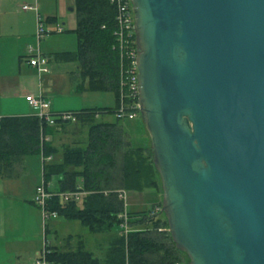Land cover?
<instances>
[{
  "label": "water",
  "instance_id": "95a60500",
  "mask_svg": "<svg viewBox=\"0 0 264 264\" xmlns=\"http://www.w3.org/2000/svg\"><path fill=\"white\" fill-rule=\"evenodd\" d=\"M140 117L188 264H264V0H131Z\"/></svg>",
  "mask_w": 264,
  "mask_h": 264
},
{
  "label": "trees",
  "instance_id": "16d2710c",
  "mask_svg": "<svg viewBox=\"0 0 264 264\" xmlns=\"http://www.w3.org/2000/svg\"><path fill=\"white\" fill-rule=\"evenodd\" d=\"M73 10L76 25L72 31L77 38V48L57 53L54 58L59 62H76L80 78L78 90L110 91L114 95V106L65 112L70 114L67 119H62L61 113L52 114V125L33 114L0 118V177L9 175L12 165L22 156H52L42 165L45 186L53 176H60L56 192L84 191L86 194L79 204L74 199L60 203L55 195L48 200V209L68 220L79 221L94 234L119 231L101 259L82 244L75 249L49 246L45 256L48 264L181 263V256L185 254L175 247L164 215L162 212L149 215L152 208L161 207V203L139 211L127 209L131 231L124 235L119 228L117 216L124 203L118 191L160 190V178L152 160L148 135L143 145L132 146L130 135L118 123L120 120H96L100 114L114 113L118 105L119 65L118 54L113 49L114 7L110 0H73ZM72 120L87 126L86 139L76 145H65L61 157L54 160L57 150L44 138ZM142 125L141 120L139 127ZM144 132L147 134L146 130ZM181 264H188V261Z\"/></svg>",
  "mask_w": 264,
  "mask_h": 264
},
{
  "label": "crops",
  "instance_id": "0c3cea01",
  "mask_svg": "<svg viewBox=\"0 0 264 264\" xmlns=\"http://www.w3.org/2000/svg\"><path fill=\"white\" fill-rule=\"evenodd\" d=\"M71 1L73 3V0ZM34 3H36L38 8V0H0V68L2 58L11 57L12 55H17L18 57L22 56L27 62L28 56L25 54V51L24 55H21L22 52H19L18 46L22 40L30 41L33 38L37 13L33 9L23 10L22 6L24 4L32 5ZM39 5L42 7L41 11L46 14V21H56V18L50 14V12L46 11H48V6H59V0H39ZM37 12L40 14L39 9ZM55 54L57 53H53L52 57L47 54L43 55L47 57L48 61L52 59L54 62L60 63L55 60ZM72 63L76 64V62ZM75 64H71L72 67H69L67 72L72 71L71 74L74 73V75L78 76V66ZM37 76L38 81H40L42 75L37 74ZM43 78L45 81L44 85L42 84L40 86V81L38 82V86H36L35 83H32L30 88H24L23 86L8 88L3 85L0 80V118L31 115L33 111L26 102L25 96L42 94L45 97L51 92L50 87L54 85V81L48 79L47 75L43 76ZM78 85H76V88ZM81 109L85 108H66L64 106H59L58 104L54 105V100L51 102L50 107L52 114L80 111ZM66 127L67 126L65 125L64 128H56L52 135H47L44 138L46 141H51L52 147L57 150V153H54L52 158L54 160L61 157L63 151L62 147L65 145H76L83 141L75 140L72 137L69 138V142L67 140V142L61 143L60 139L58 140L59 134L61 133V130ZM34 156L35 155L33 154H28L18 158L12 165L9 175L0 177V264H33L34 260L40 257L45 243L52 248H59L61 247L60 242L71 236L78 237L83 235V237H85V231H81L77 234H60L59 230L63 226H71V224H73L71 221L73 220L65 218L62 222H56L58 218H55V220L47 219L43 221L39 209L33 203L35 187L40 183L41 178H37V180L36 178H33V181H31L30 185L27 187L28 190L23 191L24 187L21 186L19 176L27 170V164H32V170H35V173L40 172V174H42L43 159L39 155ZM53 177H56L57 186L56 189L49 190L56 192L59 190L58 181L61 177ZM152 190L153 189H147L142 192H128L127 194L130 199L132 198V195L135 196V194L139 196L146 195V200L140 204H150V206H152L153 204H156L151 203L156 195ZM82 197L83 196L81 195V197L74 200L79 204L81 203ZM148 197L151 199L148 200ZM131 204L132 203L130 202V205ZM49 234L52 235V239L48 238ZM103 235L104 233H98L92 237L94 238L95 244L93 243V247L95 249L103 242ZM111 240L112 239L109 241V245ZM105 253H107V251Z\"/></svg>",
  "mask_w": 264,
  "mask_h": 264
},
{
  "label": "rangeland",
  "instance_id": "374dc122",
  "mask_svg": "<svg viewBox=\"0 0 264 264\" xmlns=\"http://www.w3.org/2000/svg\"><path fill=\"white\" fill-rule=\"evenodd\" d=\"M70 1V2H69ZM38 9L40 11V19L43 21L45 28L52 31V28L56 25H60L63 28L62 32H50L43 39L36 43V39L33 35V38L30 41L22 40L19 43L18 50L21 55L25 54L28 56L27 49L29 46L33 48L39 49L41 54H47L52 57L53 53H59L62 51H75L77 48V38L75 33L72 31L76 25V13L73 10V3L71 0H59V6L53 7L48 6L47 9L55 18L56 21L48 22L45 20L46 14L42 12V7L39 5L38 0ZM35 33V32H34ZM20 55V56H21ZM75 63H57L54 60L50 59L48 61L47 67L49 69L48 73H44L41 76V82L38 81V76L35 68L28 65L25 59L21 56L12 55L11 57H4L1 60V78L3 85L8 88L20 87L30 88L32 83H35L38 86V82H40V86L45 84L43 80V76L47 75V78L54 81V85L50 87L51 92L45 96L46 100L51 102L54 100V105L58 104L59 106H64L66 108H105V107H113L114 106V95L110 91H102V90H83L79 91L76 88V85L80 82V78L78 76L71 74L72 71L67 72L69 67ZM76 65V64H75ZM68 69V70H67ZM3 75V76H2ZM63 113V112H61ZM97 122H116L117 118L114 113H104L100 114L96 119ZM71 124L66 125L67 127L61 130L59 134L60 142H69V138H74L75 140L81 141L86 138L87 126L82 125L80 121L72 120ZM141 119L136 120H120L118 123L123 126L124 130L130 135V141L132 146H141L145 141V136L147 134L144 132L143 125L140 126ZM36 156V155H35ZM34 156V157H35ZM38 156V155H37ZM40 172L35 173V170H32V164H27V170L20 174L19 181L21 182V186L24 187L23 191L28 190L27 187L30 185V182L33 181V178H41ZM41 182V179H40ZM161 185V184H160ZM57 186L56 177H52L48 182V189L54 190ZM155 197L151 201V203H162V189L155 190ZM128 193V192H127ZM149 196V195H148ZM146 195H136L132 198H128L127 203L128 209L133 211H139L141 209L147 208L150 204H140L145 201ZM150 200L151 198H147ZM130 202L132 203L130 205ZM13 211V210H12ZM41 214V213H40ZM58 218V219H57ZM56 222L64 221V217L57 216ZM52 220H55L53 218ZM136 220L135 216H133V221ZM73 224L71 226H63L59 232L62 235L67 233H79L81 231H85V237L80 235L78 237L71 236L59 244L61 249H75L80 244L83 247L92 252L94 256L97 258H103L106 255L107 247L109 245L110 239H112L115 235L118 234V229H113L109 233H104L102 240L103 242L96 249L93 247L94 243V233L88 232L84 226H82L77 220L71 221ZM81 229V230H80ZM98 234V233H96ZM112 235V236H110ZM50 236V237H49ZM97 236V235H96ZM99 237V236H98ZM48 238L52 239V235L49 234ZM95 244V243H94ZM181 263L183 261H188L186 255H182L180 259Z\"/></svg>",
  "mask_w": 264,
  "mask_h": 264
},
{
  "label": "built area",
  "instance_id": "2783aa9c",
  "mask_svg": "<svg viewBox=\"0 0 264 264\" xmlns=\"http://www.w3.org/2000/svg\"><path fill=\"white\" fill-rule=\"evenodd\" d=\"M111 5L115 10V28L113 31L114 45L113 49L118 54V105L114 111V115L118 120H134L140 117V103L138 96V79H137V57H138V45L136 34L134 30V11L132 9L131 0H110ZM23 10L33 9L36 11V26L34 37L38 44L41 39L44 38L50 32H62L63 28L60 25H55L51 30L45 28L43 21L38 14V8L36 3L29 5L24 4ZM28 59L27 63L31 67L35 68L38 75L48 73L47 67L48 59L45 55L39 52L37 48L31 46L27 49ZM25 100L29 107L33 111V115L43 119L48 124H53L52 113L50 111V102L42 94L27 95ZM62 119L70 117L69 113H61ZM44 160H50L51 157L42 158ZM119 197L123 200V210L118 214L119 228L121 232L126 235L130 228V218L127 214V192L125 190H119ZM84 191H68L64 193L52 192L45 186L42 179L41 182L35 187L33 195V203L39 209L43 221L47 219H53L58 216L57 212L48 209V200L53 196H58L60 203H64L69 199H77L81 195H85ZM161 212L160 206H155L149 213L150 216ZM163 231L164 229L160 228ZM48 244H44L41 255L35 259L33 264H48L46 261V253L48 252ZM181 264V263H176Z\"/></svg>",
  "mask_w": 264,
  "mask_h": 264
}]
</instances>
